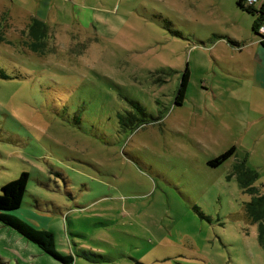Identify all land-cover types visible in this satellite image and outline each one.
<instances>
[{
	"label": "rangeland",
	"instance_id": "rangeland-1",
	"mask_svg": "<svg viewBox=\"0 0 264 264\" xmlns=\"http://www.w3.org/2000/svg\"><path fill=\"white\" fill-rule=\"evenodd\" d=\"M238 2L0 0V194L28 172L15 216L74 264H264V91L242 71L260 37ZM0 264L61 263L0 222Z\"/></svg>",
	"mask_w": 264,
	"mask_h": 264
},
{
	"label": "trees",
	"instance_id": "trees-1",
	"mask_svg": "<svg viewBox=\"0 0 264 264\" xmlns=\"http://www.w3.org/2000/svg\"><path fill=\"white\" fill-rule=\"evenodd\" d=\"M238 7L249 15L257 17L254 23L253 31L256 35L261 36V42L264 46V35L259 33L260 27L264 26V2H261L260 0V4L248 7L246 6V0H239ZM34 25L36 26L34 27ZM40 27H43L40 22L36 20L32 21L31 34L35 30L36 36L41 34V37H45L47 35V29ZM36 36L34 37L37 39L40 38ZM35 45L37 47L41 46L39 43ZM2 75L3 77H7L5 74ZM189 80L190 72L189 70H187L183 78V83L180 86L179 94L177 95V102L179 103H183L186 98ZM130 105L138 111V115L131 111H128L129 114H127V117L129 118V123L132 124L137 120L139 113H142L143 115H146V113L145 109L139 103L130 101ZM235 151V147H232L223 154L210 160L208 164L211 167H220L234 155ZM245 167V164L241 165L239 168H236L235 173L240 174L242 186H250L249 188L244 187L245 190L250 191L253 194L259 195L258 190L254 186L251 187L253 182L258 178V173L254 169ZM29 179L30 174L28 172H22L17 179L10 181L2 186V193L0 194V222L5 227H9L15 230L21 236L25 237L28 241L37 245L41 251L50 255L51 257H53V259L60 262L61 264H74L75 258L73 257V255L57 250L56 236L53 231L47 229H36L33 226L25 223L19 217L15 216V213L23 205L24 197L27 193ZM247 213L254 222L260 223L259 237L261 244L264 246V195L257 196V198L255 197L252 203H249L247 205ZM135 264L143 263L136 262Z\"/></svg>",
	"mask_w": 264,
	"mask_h": 264
},
{
	"label": "crops",
	"instance_id": "crops-1",
	"mask_svg": "<svg viewBox=\"0 0 264 264\" xmlns=\"http://www.w3.org/2000/svg\"><path fill=\"white\" fill-rule=\"evenodd\" d=\"M261 2H264V0H261ZM256 36L260 37V40L258 38L253 39L252 45H255L256 51L252 54L251 70L242 68V71H244L243 76H245L248 81L247 84H250L253 87V89L257 88L264 91V46L262 45L261 42V36L259 35ZM241 44L247 45L245 43H238V46H242ZM242 52L243 51H240V53ZM237 72L238 74L241 73L240 71Z\"/></svg>",
	"mask_w": 264,
	"mask_h": 264
},
{
	"label": "built area",
	"instance_id": "built-area-1",
	"mask_svg": "<svg viewBox=\"0 0 264 264\" xmlns=\"http://www.w3.org/2000/svg\"><path fill=\"white\" fill-rule=\"evenodd\" d=\"M260 4V0H246V6L251 7L253 5ZM259 33L264 35V26H261L259 29Z\"/></svg>",
	"mask_w": 264,
	"mask_h": 264
}]
</instances>
